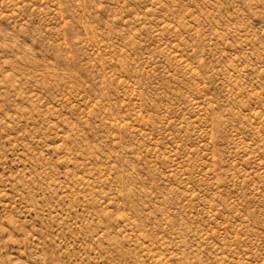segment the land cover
Returning <instances> with one entry per match:
<instances>
[{"label":"rangeland","instance_id":"obj_1","mask_svg":"<svg viewBox=\"0 0 264 264\" xmlns=\"http://www.w3.org/2000/svg\"><path fill=\"white\" fill-rule=\"evenodd\" d=\"M0 264H264V0H0Z\"/></svg>","mask_w":264,"mask_h":264}]
</instances>
